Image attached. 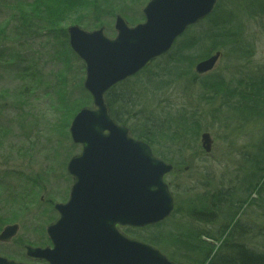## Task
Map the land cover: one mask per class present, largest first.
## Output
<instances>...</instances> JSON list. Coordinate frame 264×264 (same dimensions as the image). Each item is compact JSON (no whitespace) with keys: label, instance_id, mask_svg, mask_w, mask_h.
Returning a JSON list of instances; mask_svg holds the SVG:
<instances>
[{"label":"trees","instance_id":"trees-1","mask_svg":"<svg viewBox=\"0 0 264 264\" xmlns=\"http://www.w3.org/2000/svg\"><path fill=\"white\" fill-rule=\"evenodd\" d=\"M65 1L0 0V12L5 14V19L0 21L1 71L11 72L14 69L12 62L18 64V61H22L15 59H22L20 53L22 51L24 54L27 49L24 58L26 62L23 60L22 63H27L26 68L37 73L28 77L34 93L32 96L24 94L26 105L22 107L14 103L16 109L20 110L14 122L22 129L38 131L42 138H46V143L60 141L59 138L63 137V132L67 133L69 122L76 113L71 112L72 105H66L63 101V123L58 119L57 105L56 117L50 116L52 120H46L41 114L39 101L35 98L36 91L45 84L49 85L50 80L38 70L39 66L38 69L35 66L36 58L43 53L35 55V52H30L42 37L53 36L57 24L51 22H59V14L67 6ZM233 1L235 0H220L209 18L189 29L177 42L178 50L172 59L169 56L173 54L176 45L169 56L152 62L151 66L126 84L120 92H112L107 98L113 120L129 128L132 137L147 142L155 154L175 167L188 166L182 160V155L189 152L191 159L200 157L201 164L207 168L212 154L203 157L204 152L198 147L201 133L214 129L215 125L226 130L220 135L226 148L222 151L221 164L237 167V182L230 183L227 187L225 178L228 173L215 177L213 173L203 170L204 181L200 182L198 188H203L204 191L201 195L185 200L184 210L180 208L174 213H184V218H192L196 223L218 224V228L214 231H202L198 228L191 229L182 222L177 225L178 228L172 225L165 227V221L146 229L124 230L131 238L142 239L157 249L160 246L173 249V254L167 256L176 264H264V185H260L264 181V69L250 68L254 64L251 57L256 52L254 42L246 39L248 30L254 35V27L258 26L260 19H264V0ZM9 21H17V26L14 22L11 25L21 30V36L14 31L7 32ZM204 23L209 27L204 33H200ZM204 51L206 53L202 55ZM219 52L228 59L227 67L233 70L232 74H236L237 78L230 76L226 80L223 75L213 74L206 79L199 78L200 75L194 71L195 65ZM31 60L33 63L29 65ZM231 61L237 62V66H233ZM255 76H258L257 80ZM56 77L61 81V87L66 85L65 75ZM181 82L192 85L190 92L183 88L182 93L195 101L196 113L186 112L185 107H179L176 112L157 107L156 104H161L163 100L173 101L175 94L165 96V93L175 91ZM61 87H55L54 91ZM0 98V117H3L2 112L7 110V105L4 96ZM128 103L130 108L126 109ZM194 114L196 117L191 116ZM188 115L190 119L187 118ZM234 137L243 142L234 140ZM28 138L32 140L30 135ZM38 141L34 140L33 145L36 146ZM160 152L171 155L161 156ZM213 177L218 178V182L214 180V183ZM37 182V179L35 182L31 180L26 199L33 197L38 191ZM23 191L24 196L27 191ZM26 199H18L17 206L26 205ZM174 214L172 216L175 218ZM246 219L250 221L247 222ZM255 222H261V228L256 227ZM143 233L144 238L139 237ZM203 237H208V246L205 243L200 245ZM250 237L258 238L260 245L257 247L248 244L246 240ZM196 238L198 241L194 243ZM162 240L164 243H161ZM214 241L216 244L213 245L211 242ZM218 243L221 245L218 246ZM193 244L196 246H192Z\"/></svg>","mask_w":264,"mask_h":264},{"label":"water","instance_id":"water-1","mask_svg":"<svg viewBox=\"0 0 264 264\" xmlns=\"http://www.w3.org/2000/svg\"><path fill=\"white\" fill-rule=\"evenodd\" d=\"M218 1L153 0L145 9V24L131 29L119 18V35L114 41L101 31L70 29L71 46L87 64L85 89L97 110L81 111L70 130L74 142L83 145V152L68 165L75 177L70 201L56 206L59 220L46 231L52 248L26 247L28 258L45 264H174L161 251L126 237L118 228H147L171 217L174 197L164 179L174 167L155 157L149 144L133 139L126 127L112 120L104 95L112 85L166 55L188 27L214 12ZM77 33L95 40L97 36L110 51L94 52L96 47L93 57L97 64L90 65L87 53L74 42ZM122 33H130L131 42H124ZM126 48L131 49L132 58ZM220 57L218 53L199 62L196 72L212 71ZM201 139L202 149L209 154L214 139L210 133ZM106 147L110 154L101 153ZM122 170L126 174L121 175ZM80 172L84 178L79 180ZM19 227L5 228L0 242L12 241ZM0 264L23 263L0 256Z\"/></svg>","mask_w":264,"mask_h":264},{"label":"rangeland","instance_id":"rangeland-1","mask_svg":"<svg viewBox=\"0 0 264 264\" xmlns=\"http://www.w3.org/2000/svg\"><path fill=\"white\" fill-rule=\"evenodd\" d=\"M54 1L59 2L60 0ZM149 1L151 0H123V2H125L123 3L122 0H110L111 3L104 6H99V2L97 3L93 0L84 3L75 2L72 8L64 12L58 23L54 21L51 22L57 24L55 32H53L54 42L50 40V38L42 37L41 41H39L36 47L32 48L30 52L32 54V52L36 50H42V53L47 56L43 65L47 62L48 68L46 71L40 72L44 73V76H46L47 80H50V82L49 85L45 84L36 91L37 95L41 94L43 91L44 95L50 94L44 99L39 100V110L46 120H52L53 118H50L51 115L54 118L56 117L55 107L57 105L59 106L57 111L58 119L63 123L65 120V113H62L61 106L63 101L66 102V105H72L73 108L71 112H75V115L84 109H94L93 100L84 86L87 68L86 65H84L85 62L83 61V63L77 55L75 56L71 52L72 47L70 45L69 29L77 26L84 32L96 33V31H101L105 37L115 40L118 37L116 31L118 17L127 22L128 26L131 28L139 26V24L144 23L145 16L143 11L149 4ZM88 3H90L89 7L85 5ZM95 8H100L101 11L96 12L94 11ZM77 9L82 10L85 16L80 17L75 15L74 11ZM231 9L235 10L234 8ZM4 15L5 14L0 12V21L5 19ZM72 17L73 19L71 20ZM13 22L16 25L17 21H11L9 23L8 33L12 32V29H14L11 27L13 26L11 25ZM208 27L209 25L204 23L199 32L204 33ZM66 35H68L69 38H64ZM62 37L64 39H62ZM246 39L254 42L256 52L254 56L251 57V61L254 62V64H251L250 66L253 67L250 68L259 70L264 69V19H260L258 26L254 27V35L250 29L248 30ZM177 50L178 46L176 45L173 54L171 56H169V54L168 56L172 59ZM26 51L27 49L24 54L22 51L20 53L24 58H26ZM205 51L202 55L206 53ZM22 62L18 64L14 62V68L16 67L17 69V66L22 67ZM231 62L233 66H237V62ZM28 63L30 65L33 61L31 60ZM228 64V59L222 56L217 61V65L212 71L197 76L201 79H206V77L212 74L216 76L223 75L226 80H228L230 76L237 78L236 74H232L233 70L229 66L227 67ZM27 65L28 64L25 63L24 66L26 67ZM58 66L65 70L67 82L63 87L60 86L61 81L58 77L55 78V76L51 75ZM245 72L247 71L245 70ZM4 73L5 72L1 71L2 75L0 74V86L6 89V96L3 99L5 100V104H7V110L2 112L3 117H0L3 118V120L0 119V125L3 126V129L0 130V234L8 225H18L20 227L18 236L12 241L9 243L0 242V256L8 259L10 258L17 263L45 264L44 262L28 258L26 255V247L52 248V243H50L46 231L59 219L56 206L61 203L66 204L69 201L73 189L72 187L75 184V177L68 173V165L73 158L82 154V145L76 144L70 134L72 120L69 122L70 127L67 133L64 134L63 132V137L59 138L60 141L57 143H55V140L54 142L46 143V138H42L38 131L34 132L22 129L18 123L14 122V118H17V114H19L20 110L15 111L14 103L16 101L12 98L13 92L17 85L25 84V86H27L29 82L21 78L11 80L8 76H3ZM55 87L61 88L54 91ZM183 88H187L190 92L192 85L181 82L175 91L165 93V96L175 94L173 96V101L169 102L163 100L161 104H156V106L162 109L169 108L172 112H176L179 107L182 109L185 107L186 112L192 113L195 111L196 113L195 101L189 95L183 96ZM0 103H2L1 98ZM28 110H30V108ZM27 127L32 129L30 126ZM216 129L217 127L215 125L214 129L202 132L210 133L215 141L213 146L214 151L208 159L210 163L207 168L204 167V164H201L200 157L191 159L192 155L188 152L182 155V160L186 161L188 166H183V168L179 166L176 167V170L174 169L166 178V184H169L172 193L176 195V211L180 208V210H184V206L186 205L185 200H190L198 194L201 195L204 191V189L199 190L198 188L200 182L204 181L202 176L203 170L213 173L215 177L225 172L228 173L225 178L227 187H229L228 184H233V182L235 184L237 182V180H235L239 176H237V167L234 165L230 166L227 163H225V165L221 164L222 151L226 150V148L220 135H216ZM28 135L32 137V140H29ZM36 139L39 140V143L34 146L33 143ZM233 139L241 143L243 142L237 137ZM199 141L198 147L203 151L201 148V139ZM236 147L238 146L236 145ZM159 155L169 156L171 154L168 152L165 154L160 152ZM204 156L205 155H203V157ZM170 158L172 159V156H170ZM215 177H213V181H217L218 178L215 179ZM35 179L38 180L36 183L38 191L33 197L26 199L29 195L27 188L31 180L35 182ZM23 189L27 191L24 196L23 193L25 191H23ZM19 193L21 194L18 196ZM18 199H26V205L17 206ZM248 218L250 217L248 216ZM181 222L191 229L198 228L202 231L203 229L214 231L219 227V225L215 223L209 225L205 222L196 223L192 218H184V213L175 215V218L171 216L170 219L166 221L165 227L172 225L178 228L177 225ZM144 235L143 233V235L139 237L144 238ZM136 240L144 242L142 239ZM246 241L253 246L258 247V245H260L258 238L250 237ZM161 243H164V241L162 240ZM163 246L166 247L164 244ZM162 248L163 247L160 246L158 249L162 251L165 250L163 252L166 255L173 254V249Z\"/></svg>","mask_w":264,"mask_h":264},{"label":"bare ground","instance_id":"bare-ground-1","mask_svg":"<svg viewBox=\"0 0 264 264\" xmlns=\"http://www.w3.org/2000/svg\"><path fill=\"white\" fill-rule=\"evenodd\" d=\"M34 0H31V2H33ZM94 2L96 1L97 3H98V5L99 6H104V5H106V4H110L111 2H110V0H93ZM153 0H151V1H149V4L152 2ZM220 1V0H219ZM219 1L216 3V6H217V4L219 3ZM74 2H80V3H84V2H90V0H66L65 1V3L64 4H66L67 6H64L63 8H62V13H60L59 15H60V17L61 16H63V14H64V12L67 10V9H69V8H72L73 7V5H74ZM122 2H123V0H122ZM123 3H125V2H123ZM128 4V3H127ZM149 4L147 5V7H149ZM33 5V4H32ZM86 6H90V3H88V4H85ZM216 6L214 7L215 9H214V11L216 10ZM78 7V6H77ZM146 7V8H147ZM145 8V9H146ZM145 9H144V16H145ZM58 10V9H57ZM94 11H96V12H100L101 11V9L100 8H95L94 9ZM74 13H75V15H77V16H80V17H84L85 16V14L83 13V11L82 10H80V9H77V10H75L74 11ZM214 13V12H213ZM212 13V14H213ZM211 14V15H212ZM210 15V16H211ZM209 16V17H210ZM209 17H207V18H209ZM207 18H205V19H207ZM73 19V17L71 18V20ZM122 21H123V23H125V24H128L127 22H125L122 18H120ZM120 19H119V17H118V19H117V22H121L120 21ZM204 21V20H203ZM203 21H201V22H203ZM201 22H199V23H201ZM146 23V18L144 19V23H142V24H139V25H143V24H145ZM199 23H197L196 25H198ZM9 24V23H8ZM117 24V23H116ZM196 25H193V26H196ZM193 26H190V27H188V29L187 30H185L186 32L183 34V36L187 33V32H189L188 30L189 29H191ZM12 28H14V29H12V31H14L17 35H20L21 36V34H22V32H21V30L19 31L17 28H16V26H11ZM75 27H77V26H75ZM129 27V26H128ZM137 27H139V26H137ZM137 27H134V28H137ZM80 28V27H79ZM129 28H131V27H129ZM134 28H131V29H134ZM80 30H81V28H80ZM117 30V29H116ZM86 32H88V31H86ZM88 33H91V32H88ZM119 35V34H118ZM183 36H181V37H179L175 42H174V45H173V47H172V49L166 54V55H162V57H165V56H167V55H169V53L173 50V48H174V46L177 44V42L179 41V40H181L182 38H183ZM48 38H50V40H53V38L52 37H49V36H47ZM68 37V35H66V36H64V38H67ZM69 37H70V32H69ZM68 37V38H69ZM122 37H123V41L124 42H131V40H132V38H131V36H130V33L128 34V33H122ZM63 37H62V39H64ZM118 38V37H117ZM116 38V39H117ZM106 39H109V38H107L106 37ZM115 39V40H116ZM97 41H99V42H101V40H99L98 38H97V36H96V40H95V38H92V37H87V36H83L82 34H79V33H77V34H75V36H74V42H75V44L83 51V52H86L87 53V57H88V61H89V64L90 65H94V64H97L96 63V59L93 57V50L95 49V51L94 52H97V50H104V51H106V52H108V51H110L109 49H107L106 48V43L104 42V41H102L101 43H98L97 44ZM53 42H54V40H53ZM70 45H71V37H70ZM72 47V46H71ZM71 52H72V54H74L75 56L77 55V57L83 62L84 60L82 59V58H80V56L78 55V53H77V51L76 50H74L73 49V47L71 48ZM126 52H127V54H128V56L130 57V58H132V55H131V49L130 48H126ZM38 53H42V50H36L35 51V55H37ZM219 53H221V52H219ZM216 54H218V53H216ZM216 54L214 55V56H212V57H215L216 56ZM223 55H222V53H221V57H222ZM35 57H38V56H35ZM47 56H46V54H44L43 53V55L42 56H40V57H38V58H36V62H35V66H36V68H37V66H39L40 68L38 69V70H40V71H46V69L48 68V63L46 62V63H44V65H43V62H44V60H45V58H46ZM162 57H160V58H157V59H154V60H152V62H154V61H157V60H159V59H162ZM220 57V58H221ZM219 58V59H220ZM15 60H25L24 59V57H22V59H15ZM50 60V59H49ZM22 61H18V63L19 62H22ZM15 61H13L12 62V64L14 65L15 63H14ZM25 62H26V60H25ZM85 62V61H84ZM83 62V63H84ZM152 62H150V63H148L147 64V66L145 67V68H143L139 73H134V74H131L130 76H127V78H125V79H122V80H120L118 83H116V84H114V85H112L111 87H110V89L105 93V95H104V100H106L105 101V103L107 102V104H108V100H107V98L109 97V95H110V93H112V92H120V90L126 85V84H129V83H131V81H133L135 78H137L138 76H139V74H141V72L143 71V70H145L146 68H148L149 66H151V64H152ZM84 65H86V68H87V64H86V62H85V64ZM196 67H197V65L195 66V72H196ZM0 71H1V69H0ZM127 71H129V69L127 70ZM33 73H36V72H33V70H28L25 66H24V64L22 65V67H18L17 66V69H16V67L11 71V72H8V73H4L3 74V76H8L9 78H11V80L13 79V80H17V78H21L22 80H25V79H28L29 80V75H31V74H33ZM0 74H1V72H0ZM37 74V73H36ZM196 74H198L197 72H196ZM2 75V74H1ZM51 75H53V76H61L62 77V75H65V70L64 69H62L61 67H59L58 66V68L57 69H55V71H53L52 73H51ZM198 75H200V74H198ZM86 77H87V71H86ZM258 77V76H257ZM257 77L255 76V79L257 80ZM1 78V77H0ZM86 79V78H85ZM27 80V81H28ZM86 81H87V79H86ZM29 82H30V84L29 85H27V86H25V84H20V85H17L16 86V88H15V90H14V94H13V97L12 98H14V100L16 101V103L17 104H19L20 106H22V107H24L25 105H26V99H25V97H24V94H29V95H33V88H32V82H31V80H29ZM86 83V82H85ZM85 86V85H84ZM4 87L3 86H0V96H6V89H3ZM86 90V89H85ZM87 92H89L88 90H87ZM89 94H90V92H89ZM40 95V94H39ZM39 95H37L35 98H37V101H39V100H41V99H44L45 97H47V95H50L49 93L48 94H46V95H44V94H41L40 96ZM9 97H10V95H9ZM34 104H36L35 103V101L33 102ZM7 105V104H6ZM93 107H94V105H93ZM130 108V104L128 103V105H126V109H129ZM95 109V108H94ZM93 109V110H94ZM108 109H109V106H108ZM85 110V109H84ZM95 110H97V109H95ZM15 111H18V109H16V106H15ZM80 113V112H79ZM78 113V114H79ZM78 114L77 115H75V117L73 118V120H72V125H73V121H74V119L78 116ZM191 116H193V117H196V114H194V115H191ZM110 117L112 118V115H111V110H110ZM187 118H189L190 119V115H188L187 116ZM112 120H113V118H112ZM114 121V120H113ZM116 122V121H115ZM117 123V122H116ZM118 124V123H117ZM72 125H71V127H72ZM119 126H121L120 124H118ZM123 126V125H122ZM121 126V127H122ZM230 126H232V128L234 127L232 124L230 125ZM71 127H70V130H71ZM123 127H126V126H123ZM217 127V129H216V131H215V133H216V135H222V133H224V132H226V130L222 127V128H220L219 126H216ZM127 128V127H126ZM0 129H3V126H1L0 125ZM128 130H129V128H127ZM70 134H71V132H70ZM204 134H207V133H203V134H201V137H200V139L202 138V135H204ZM209 134V133H208ZM72 135V134H71ZM130 136L132 137V135H131V131H130ZM72 138H73V136H72ZM133 139H135V140H137V141H140V140H138V139H136V138H134V137H132ZM74 141V140H73ZM140 142H144L145 143V141H140ZM147 143V142H146ZM214 143H215V141H214ZM148 144V143H147ZM82 145V144H81ZM214 146V145H213ZM201 148H202V139H201ZM82 150H83V145H82ZM110 150V147H106V148H104L102 151H101V153H107V154H110V153H108V151ZM214 151V149H213V147H212V151L208 154V153H206L205 151H204V149H203V152H204V155H205V157H209L211 154H212V152ZM155 157H157L158 159H160L161 161H163V162H165V163H168V164H171V165H173L172 163H170V162H166V161H164L161 157H159L157 154L156 155H154ZM82 165H85V164H82ZM173 167H174V169L176 170V167H175V165H173ZM181 168V167H180ZM173 169V170H174ZM69 174H71V172H68ZM120 174L121 175H124V174H126V171H121L120 172ZM71 176H73L72 174H71ZM168 176H169V174H168ZM168 176H166L165 177V179H164V181H165V183H166V178L168 177ZM78 177H79V180H80V178H84V176H83V174H82V172H80V173H78ZM100 183L101 184H103L104 183V181L102 182V181H100ZM167 185H169V184H167ZM261 186H263L264 185V181H262L261 182V184H260ZM260 185H259V187H260ZM74 186V185H73ZM169 188H170V186H169ZM201 189H203V188H201ZM22 192V191H21ZM170 192H171V194L173 195V197H174V205H175V203H176V195L175 194H173L172 193V191H171V189H170ZM21 193H19L18 194V196L20 195ZM17 196V197H18ZM17 199V198H16ZM15 200V199H14ZM68 203V202H67ZM66 203V204H67ZM62 204V203H61ZM176 212V205H175V210H174V212L172 213V215L174 214ZM171 215V216H172ZM170 219V218H169ZM59 220V219H58ZM58 220H57V222H58ZM168 220V219H167ZM167 220H165V221H167ZM249 221V219H246V221ZM165 221H163V222H165ZM247 221V222H248ZM56 222V223H57ZM163 222H161V223H163ZM256 224V227L258 226L259 228H261V222H255ZM55 224V223H54ZM160 224V223H159ZM159 224H157V225H159ZM53 225V224H52ZM157 225H152V226H157ZM8 226H12V225H8ZM149 227V226H148ZM147 227V228H148ZM7 228V227H6ZM119 229H120V231H121V233L123 234V235H125L126 237H129V238H131L130 236H128V235H126L125 233H124V230H126L127 228H120V227H118ZM130 229H134V230H138V229H146V228H138V229H135V228H130ZM48 235V234H47ZM131 239H133V238H131ZM134 240H136V239H134ZM138 241V240H137ZM140 241V240H139ZM197 238L194 240V243H197ZM200 241L202 242L200 245H202L203 243H205L207 246H208V242H210V241H208V237H203V238H201L200 239ZM142 242V241H141ZM51 243V242H50ZM145 243V242H144ZM213 245L214 244H216V242L214 241V242H211ZM147 244V243H146ZM149 245V244H148ZM151 245V244H150ZM198 245V244H197ZM219 245H221V243H218V246ZM152 247H154L153 245H151ZM192 246H196V245H192ZM199 246V245H198ZM155 248V247H154ZM156 249V248H155ZM157 250H159V249H157ZM159 251H161L168 259H169V257L162 251V250H159ZM10 259V258H9ZM170 261H171V259H169ZM171 262H173V261H171ZM174 263V262H173ZM174 264H176V263H174Z\"/></svg>","mask_w":264,"mask_h":264}]
</instances>
